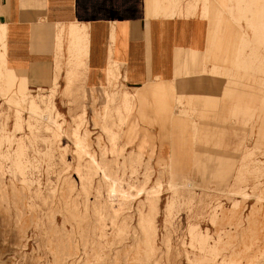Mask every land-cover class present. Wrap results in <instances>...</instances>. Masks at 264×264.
<instances>
[{
  "label": "rangeland",
  "instance_id": "obj_1",
  "mask_svg": "<svg viewBox=\"0 0 264 264\" xmlns=\"http://www.w3.org/2000/svg\"><path fill=\"white\" fill-rule=\"evenodd\" d=\"M199 1V70L141 88L29 76L0 26V264H264V0Z\"/></svg>",
  "mask_w": 264,
  "mask_h": 264
},
{
  "label": "crops",
  "instance_id": "obj_2",
  "mask_svg": "<svg viewBox=\"0 0 264 264\" xmlns=\"http://www.w3.org/2000/svg\"><path fill=\"white\" fill-rule=\"evenodd\" d=\"M179 1L178 11L166 14L154 12V0H0L7 62L29 76L52 80L58 58L64 64L62 79L66 62L79 55L87 64L86 92L105 87L110 69L117 76L114 66L129 88L190 77L209 48L212 23L201 1L195 11V0ZM198 76L188 78L191 87H198ZM149 91L167 106V87Z\"/></svg>",
  "mask_w": 264,
  "mask_h": 264
}]
</instances>
